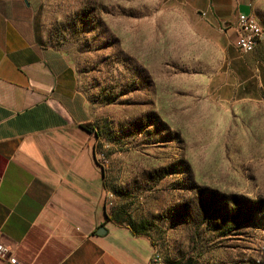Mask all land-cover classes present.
Here are the masks:
<instances>
[{"label":"rangeland","instance_id":"374dc122","mask_svg":"<svg viewBox=\"0 0 264 264\" xmlns=\"http://www.w3.org/2000/svg\"><path fill=\"white\" fill-rule=\"evenodd\" d=\"M39 2L86 101L108 209L144 222L162 264H264V92L209 85L223 35L191 0ZM232 195L261 203L259 218L222 230Z\"/></svg>","mask_w":264,"mask_h":264},{"label":"crops","instance_id":"0c3cea01","mask_svg":"<svg viewBox=\"0 0 264 264\" xmlns=\"http://www.w3.org/2000/svg\"><path fill=\"white\" fill-rule=\"evenodd\" d=\"M191 2L227 42L209 85L229 99L264 92V35L254 56L235 46L238 14L264 27V0ZM39 7L0 0V241L16 260L0 264H162L148 236L106 220L86 101L46 42Z\"/></svg>","mask_w":264,"mask_h":264},{"label":"trees","instance_id":"16d2710c","mask_svg":"<svg viewBox=\"0 0 264 264\" xmlns=\"http://www.w3.org/2000/svg\"><path fill=\"white\" fill-rule=\"evenodd\" d=\"M83 127L88 132L94 135L96 134L95 129L90 125V123L84 124ZM95 152H96V144H95ZM96 162L98 166L101 168L103 174V165L98 161L97 155H96ZM103 185H104V179H103ZM237 198L238 197L236 195L230 196V200L225 206L226 208L224 207L223 209L224 210L223 212H225L223 215V221L219 222V220H217V225H216L217 228L222 230H231L240 224H246L248 222H252L253 220H256V218L257 219L259 218V215H257V213L260 211L259 204L261 203L251 199H244L245 202H240ZM215 203H216L215 197H213L210 202L202 203V207L205 210V214H207L210 208H213L215 206ZM257 207H259V209H257ZM106 220H111L117 224H126L130 227L133 233L143 234L149 237V234L146 232L147 229L144 222L134 220L130 216L128 211L122 206L115 208L110 207V209H108L107 212ZM150 240L153 244V240L151 238ZM175 264H190V263L184 262V263H175Z\"/></svg>","mask_w":264,"mask_h":264},{"label":"built area","instance_id":"2783aa9c","mask_svg":"<svg viewBox=\"0 0 264 264\" xmlns=\"http://www.w3.org/2000/svg\"><path fill=\"white\" fill-rule=\"evenodd\" d=\"M262 36V27H255L249 14H238L235 46L239 53L247 54L254 51L259 45ZM9 252V247L0 241V257H6L10 262L16 263V260L9 256Z\"/></svg>","mask_w":264,"mask_h":264},{"label":"bare ground","instance_id":"6f19581e","mask_svg":"<svg viewBox=\"0 0 264 264\" xmlns=\"http://www.w3.org/2000/svg\"><path fill=\"white\" fill-rule=\"evenodd\" d=\"M249 16H250V19L252 20V22H253L254 26L256 27V22H255V20H254L253 16H252L251 14H249Z\"/></svg>","mask_w":264,"mask_h":264},{"label":"water","instance_id":"95a60500","mask_svg":"<svg viewBox=\"0 0 264 264\" xmlns=\"http://www.w3.org/2000/svg\"><path fill=\"white\" fill-rule=\"evenodd\" d=\"M101 233V231H97V234H100Z\"/></svg>","mask_w":264,"mask_h":264}]
</instances>
